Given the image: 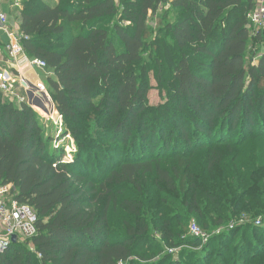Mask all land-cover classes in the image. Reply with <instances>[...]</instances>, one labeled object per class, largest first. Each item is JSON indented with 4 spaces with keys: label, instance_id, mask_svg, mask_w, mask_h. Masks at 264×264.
Here are the masks:
<instances>
[{
    "label": "trees",
    "instance_id": "1",
    "mask_svg": "<svg viewBox=\"0 0 264 264\" xmlns=\"http://www.w3.org/2000/svg\"><path fill=\"white\" fill-rule=\"evenodd\" d=\"M255 5L22 0L23 49L47 63L76 151L67 161L39 113L0 92V184L38 215L37 235L0 253V264L260 260L264 26H250ZM242 212L254 223L238 218L201 249L170 252L200 246L186 235L192 215L218 228Z\"/></svg>",
    "mask_w": 264,
    "mask_h": 264
},
{
    "label": "built area",
    "instance_id": "2",
    "mask_svg": "<svg viewBox=\"0 0 264 264\" xmlns=\"http://www.w3.org/2000/svg\"><path fill=\"white\" fill-rule=\"evenodd\" d=\"M15 1V6L21 8V0ZM248 16L250 26L256 29L264 26V0H256L255 8ZM9 18L8 13L0 9V32L7 34L10 39L7 51L15 61V65L18 66V70L21 72L37 69L42 72L41 77H47L50 74L47 63L26 54L21 43L22 35L12 29ZM41 77L32 83L22 74L17 77L11 70L0 69V92L10 101L18 105L26 103L35 110H41L44 117H50L53 112L57 111V108L45 80ZM58 117L62 124L63 118L59 113ZM67 138L71 141V146L68 144L67 147H71V153H73L76 151L74 140L69 134ZM62 143L63 140L60 138L55 140L56 146ZM71 158L69 153L66 160L69 161ZM15 190L13 184H0V253L6 252L13 243L29 241L38 233L36 210L27 203H21L16 198ZM256 223L260 224V221ZM230 228H233V225ZM191 231L196 236L202 234L201 228L195 222H193ZM14 236H16V242L13 241ZM170 252H173V249H170ZM117 264H128V261L120 260Z\"/></svg>",
    "mask_w": 264,
    "mask_h": 264
},
{
    "label": "rangeland",
    "instance_id": "3",
    "mask_svg": "<svg viewBox=\"0 0 264 264\" xmlns=\"http://www.w3.org/2000/svg\"><path fill=\"white\" fill-rule=\"evenodd\" d=\"M149 52L146 53V57L148 56ZM46 82V81H45ZM47 85V84H46ZM160 96H159V93L157 91V89H153L150 93V103L151 104H158L160 102ZM37 105V104H36ZM35 110V109H34ZM37 113H39V115L41 116V120H42V123L45 125V127L48 129L49 133L51 135H53L54 139L56 138H60L63 140V143L60 144L61 146H64V151H65V154L68 155L70 153V156L73 157V153H71V147H67L68 144H70L71 146V141L67 138V135H63V131H65V124L62 120V124H61V120L59 119L58 117V113L57 111L53 112L51 114L50 117H44L43 113L41 112V110L39 111L38 109L35 110ZM62 125V126H61ZM55 144V142H54ZM56 146V144H55ZM56 147H59V146H56ZM151 191H154L152 193V196H156L158 195V192H157V189L154 188V187H151L150 189ZM250 217H253L252 213L251 212H242V213H237L233 219L230 220V222L224 226H221V227H204V225L202 223H199V227L201 228V232L202 234L200 236H197L198 239H200V246L199 247H195V246H181V247H178V248H172L173 249V253H177L182 247H188V248H191V249H201L204 245H206L209 240H210V237H212L213 235H216V234H219L221 233L222 231H225V230H228L230 229V225L233 223V224H236L238 220L240 219H245V218H248L250 220V223H254L252 219H250ZM258 220L261 222V225L264 226V215H258ZM262 217V218H261ZM240 218V219H238ZM198 220L197 216L196 215H192L190 217V222H189V227L187 228V234L186 235H194L191 231V227L193 225V222L197 223L195 220ZM240 223H248L246 221H240ZM256 223V222H255ZM259 233L260 231H262L264 228H259ZM196 236V235H194ZM264 243V241L262 242ZM255 264H264V254L260 257V260H258Z\"/></svg>",
    "mask_w": 264,
    "mask_h": 264
},
{
    "label": "crops",
    "instance_id": "4",
    "mask_svg": "<svg viewBox=\"0 0 264 264\" xmlns=\"http://www.w3.org/2000/svg\"><path fill=\"white\" fill-rule=\"evenodd\" d=\"M15 2V0H0V9L8 13L12 29L16 32H19L18 16L20 14V8L15 6ZM9 42L10 39L8 35L4 32H0V69L11 70L17 77L22 74L27 79H29V81L35 83L37 81V78L41 77L40 75L42 74V72L37 69H29L20 72L18 70V66L15 65V61H13L11 55L7 51V45L9 44ZM41 78L44 80L46 79L44 77Z\"/></svg>",
    "mask_w": 264,
    "mask_h": 264
},
{
    "label": "water",
    "instance_id": "5",
    "mask_svg": "<svg viewBox=\"0 0 264 264\" xmlns=\"http://www.w3.org/2000/svg\"><path fill=\"white\" fill-rule=\"evenodd\" d=\"M13 241L16 242V236L13 237Z\"/></svg>",
    "mask_w": 264,
    "mask_h": 264
}]
</instances>
